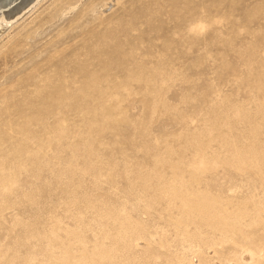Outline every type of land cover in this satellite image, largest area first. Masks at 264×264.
Masks as SVG:
<instances>
[{"label":"rangeland","instance_id":"obj_1","mask_svg":"<svg viewBox=\"0 0 264 264\" xmlns=\"http://www.w3.org/2000/svg\"><path fill=\"white\" fill-rule=\"evenodd\" d=\"M19 11L0 27V264H254L264 0Z\"/></svg>","mask_w":264,"mask_h":264},{"label":"bare ground","instance_id":"obj_2","mask_svg":"<svg viewBox=\"0 0 264 264\" xmlns=\"http://www.w3.org/2000/svg\"><path fill=\"white\" fill-rule=\"evenodd\" d=\"M19 1H21V2H19ZM35 1L36 0H0V27H1L2 23L4 24L6 22L7 23L11 22L10 19H12L13 16H16V13L22 12V11H19V10H22L23 8L25 9L26 6H28L30 3H34ZM67 9L69 10V8H67V7L65 9L63 8L62 11L65 12V11H67ZM256 110H258V109H256ZM244 120L245 121H242V122H245V123L248 124L249 129H250L249 133H255L256 131L258 132L257 128L258 127L260 128L264 124V114L262 112L260 113L258 111H255V113L252 116H250V117H248L247 119H244ZM245 123H243V124H245ZM252 129L254 131H251ZM248 140H249V138H248ZM251 141L252 140L249 141L248 146H249V144L254 143V142L251 143ZM243 150H244L243 153H247V155L250 156L253 160L259 162L260 164L262 163L261 159L259 158L257 153L253 150L252 146L250 147V150H246V149H243ZM234 152H235V153H233L234 155L238 154L239 156L242 157V150L241 149L235 150ZM234 158H235V156H233V159ZM246 162H247V160H246ZM246 162H245V160H243L241 163H239V166H241L239 168L242 169V171H244L245 173H248L247 171H251L252 168L248 167ZM247 168H251V169L248 170ZM263 211H264V208H263ZM246 249H249V248H245L241 252V254H240L241 262H238L237 264H245L244 263V259H246V256H244V254H245V252H248V250H246ZM262 254H263V259H264V249L262 250L260 255H257L256 253L254 254L253 258H255L256 255L258 256L257 259L256 258L254 259V264H255V261H257V260L261 261ZM233 262L234 261H231V264ZM233 264H235V263H233ZM256 264H260V262H258Z\"/></svg>","mask_w":264,"mask_h":264}]
</instances>
